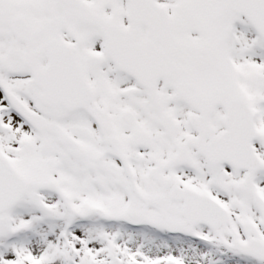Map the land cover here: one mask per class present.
Listing matches in <instances>:
<instances>
[{
  "label": "snow or ice",
  "instance_id": "6c2138e0",
  "mask_svg": "<svg viewBox=\"0 0 264 264\" xmlns=\"http://www.w3.org/2000/svg\"><path fill=\"white\" fill-rule=\"evenodd\" d=\"M0 264H264V0H0Z\"/></svg>",
  "mask_w": 264,
  "mask_h": 264
}]
</instances>
